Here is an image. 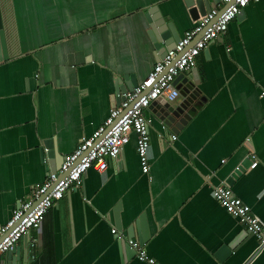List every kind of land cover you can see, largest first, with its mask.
<instances>
[{"label":"crops","instance_id":"crops-1","mask_svg":"<svg viewBox=\"0 0 264 264\" xmlns=\"http://www.w3.org/2000/svg\"><path fill=\"white\" fill-rule=\"evenodd\" d=\"M0 5L7 46L0 61L2 227L105 123L117 107V83L133 76L140 85L159 61L147 9L157 5L180 39L201 16L193 18L181 0ZM241 12L184 73L188 82L180 87L193 82L199 93L190 120L166 127L162 100L145 111L148 172L132 133L104 172L89 169L82 186L55 203L0 264H147L129 240L158 264H264L255 237L212 196L213 187L228 186L264 223V0ZM183 102L180 95L169 105ZM239 167L244 171L233 177Z\"/></svg>","mask_w":264,"mask_h":264},{"label":"built area","instance_id":"built-area-1","mask_svg":"<svg viewBox=\"0 0 264 264\" xmlns=\"http://www.w3.org/2000/svg\"><path fill=\"white\" fill-rule=\"evenodd\" d=\"M256 1L258 0H223L226 5L224 10L212 9L201 16L193 29L187 31L176 46L153 66L147 78L123 95L124 101L110 110L105 123L90 138H84L76 151L65 157L56 173H50L43 183L36 185L29 199L21 203L10 220L0 227V261L30 230L41 226L49 209L67 192L82 186L89 169L104 172L107 160L115 159L121 153L132 133L136 135V152L141 169L148 172L150 121L146 118L145 111L154 102L162 100L170 104L178 99L180 92L174 85L176 77L191 71L196 66L197 57L207 45L225 34L231 21L249 3ZM261 97H264V92ZM172 140H175V136H172ZM248 158L250 169L256 168V157L250 153ZM212 196L255 237V256L264 252V223L228 186L213 187ZM111 233L115 235L116 230ZM129 247L136 251L140 262L158 264L147 256L138 241L129 240Z\"/></svg>","mask_w":264,"mask_h":264},{"label":"water","instance_id":"water-1","mask_svg":"<svg viewBox=\"0 0 264 264\" xmlns=\"http://www.w3.org/2000/svg\"><path fill=\"white\" fill-rule=\"evenodd\" d=\"M183 4L190 9V14L193 18L197 19L199 16H203L209 13L212 10V5L209 0H181ZM214 6L219 7L220 9H225L226 5H222V0H211ZM242 13V12H240ZM237 15V18L240 16ZM147 21L150 24V32L149 36L152 41L156 44V48L158 49L159 60H162L167 53L172 50L176 44L179 42L180 37L175 33L173 27L164 23L161 13L158 10L157 5L149 7L145 14ZM4 22L2 19V9L0 5V61H3V58L6 56L7 46H6V37L4 30ZM188 79L184 78V74H180L176 77L174 81V85L177 89H179L180 95L184 97L185 102L180 104L177 107L170 106L169 103L166 105V110L162 112V120L163 124L166 127L173 126L174 129H179L184 126L191 118V114L194 113L195 107H193L194 102L199 96L198 90L195 89V85L193 82L188 83L186 87H180L181 84H187ZM138 85L135 82V78L133 76H128L124 78V82L117 83L115 87V100L116 105L119 106L123 101V95L131 92ZM181 88V90H180ZM204 99H201L203 101ZM192 105V107H190ZM163 125V126H164ZM49 157L56 155V152L53 150L46 153ZM44 156V153L42 154ZM63 161H61V164ZM60 164V167H61ZM57 170H53L52 173H56ZM243 167H239L235 172L233 177L239 175L243 172ZM145 240V238H144ZM231 247V246H230ZM229 247V248H230ZM13 251V250H12ZM11 251V252H12ZM11 252H8L10 254Z\"/></svg>","mask_w":264,"mask_h":264}]
</instances>
